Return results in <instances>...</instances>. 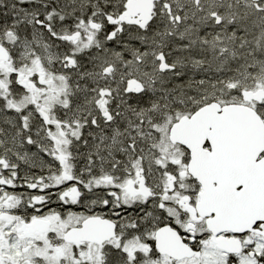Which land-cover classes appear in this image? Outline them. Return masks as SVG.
Segmentation results:
<instances>
[{"label":"snow or ice","instance_id":"obj_1","mask_svg":"<svg viewBox=\"0 0 264 264\" xmlns=\"http://www.w3.org/2000/svg\"><path fill=\"white\" fill-rule=\"evenodd\" d=\"M0 264H264V0H0Z\"/></svg>","mask_w":264,"mask_h":264}]
</instances>
